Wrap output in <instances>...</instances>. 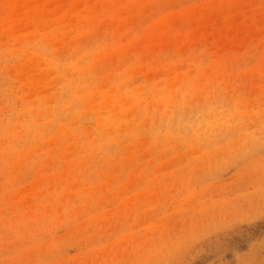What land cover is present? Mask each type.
<instances>
[{"label":"rangeland","instance_id":"rangeland-1","mask_svg":"<svg viewBox=\"0 0 264 264\" xmlns=\"http://www.w3.org/2000/svg\"><path fill=\"white\" fill-rule=\"evenodd\" d=\"M0 264H264V0H0Z\"/></svg>","mask_w":264,"mask_h":264}]
</instances>
